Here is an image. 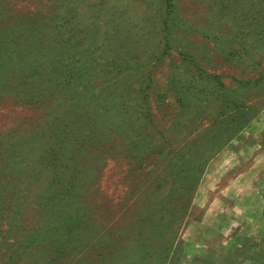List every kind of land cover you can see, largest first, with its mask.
I'll return each instance as SVG.
<instances>
[{
	"label": "rangeland",
	"instance_id": "rangeland-1",
	"mask_svg": "<svg viewBox=\"0 0 264 264\" xmlns=\"http://www.w3.org/2000/svg\"><path fill=\"white\" fill-rule=\"evenodd\" d=\"M0 264H264V0H0Z\"/></svg>",
	"mask_w": 264,
	"mask_h": 264
},
{
	"label": "trees",
	"instance_id": "trees-1",
	"mask_svg": "<svg viewBox=\"0 0 264 264\" xmlns=\"http://www.w3.org/2000/svg\"><path fill=\"white\" fill-rule=\"evenodd\" d=\"M83 54L86 55L85 52H83ZM36 70L39 71L40 69L39 67L34 66L33 71L35 72ZM50 70L52 69L50 68ZM41 75V79L35 80L33 85H36L38 88H42L43 93L41 94L36 90L33 91L34 96L31 98V101L33 104H36V102H42L46 107H54L57 109L62 108V111H64L63 114L52 112L50 114L45 113V115H42L43 122H46L45 120L49 116L51 117V122L55 125V127H52L50 130V132L54 134L53 137L60 135V139L57 137L58 143H55L54 146H49L50 151L47 152L48 154L46 156L48 165L54 170L53 172H60L55 176V178L53 177L52 181L58 179L57 182L60 184L64 175L70 172V170H73L75 165H77L78 155L77 153L76 155L73 153L70 154V160L68 163H64L63 154L59 156L58 151L64 148L65 137L69 136V132L67 131L73 129L74 126L78 124H84L85 121L78 116L80 115L78 112L71 110V104L69 103L71 99L66 95V91L69 89L67 85L68 82L58 80L57 74L50 73V71L49 73H44V71H42ZM35 97L41 98L35 99ZM56 130H58V132L55 133Z\"/></svg>",
	"mask_w": 264,
	"mask_h": 264
}]
</instances>
